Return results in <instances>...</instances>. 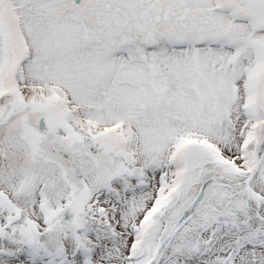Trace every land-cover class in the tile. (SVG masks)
Here are the masks:
<instances>
[{"label":"snow or ice","instance_id":"6c2138e0","mask_svg":"<svg viewBox=\"0 0 264 264\" xmlns=\"http://www.w3.org/2000/svg\"><path fill=\"white\" fill-rule=\"evenodd\" d=\"M0 264H264V0H0Z\"/></svg>","mask_w":264,"mask_h":264}]
</instances>
